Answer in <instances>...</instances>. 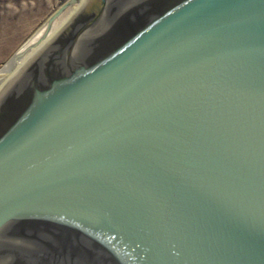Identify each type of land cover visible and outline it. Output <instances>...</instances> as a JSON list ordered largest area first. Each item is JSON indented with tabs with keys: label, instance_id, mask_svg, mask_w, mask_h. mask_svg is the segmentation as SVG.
I'll list each match as a JSON object with an SVG mask.
<instances>
[{
	"label": "water",
	"instance_id": "obj_1",
	"mask_svg": "<svg viewBox=\"0 0 264 264\" xmlns=\"http://www.w3.org/2000/svg\"><path fill=\"white\" fill-rule=\"evenodd\" d=\"M0 264H264V0H70L0 75Z\"/></svg>",
	"mask_w": 264,
	"mask_h": 264
},
{
	"label": "rangeland",
	"instance_id": "obj_2",
	"mask_svg": "<svg viewBox=\"0 0 264 264\" xmlns=\"http://www.w3.org/2000/svg\"><path fill=\"white\" fill-rule=\"evenodd\" d=\"M70 0H0V72Z\"/></svg>",
	"mask_w": 264,
	"mask_h": 264
},
{
	"label": "bare ground",
	"instance_id": "obj_3",
	"mask_svg": "<svg viewBox=\"0 0 264 264\" xmlns=\"http://www.w3.org/2000/svg\"><path fill=\"white\" fill-rule=\"evenodd\" d=\"M12 61V60H11ZM8 66V65H7ZM7 66L0 72V75L4 72V70L7 68Z\"/></svg>",
	"mask_w": 264,
	"mask_h": 264
}]
</instances>
